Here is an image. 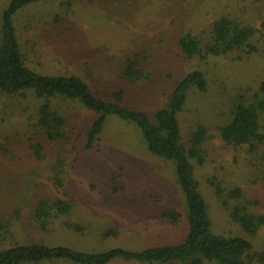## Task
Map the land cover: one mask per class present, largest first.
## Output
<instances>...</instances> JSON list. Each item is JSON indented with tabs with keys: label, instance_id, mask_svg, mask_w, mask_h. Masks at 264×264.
Masks as SVG:
<instances>
[{
	"label": "rangeland",
	"instance_id": "374dc122",
	"mask_svg": "<svg viewBox=\"0 0 264 264\" xmlns=\"http://www.w3.org/2000/svg\"><path fill=\"white\" fill-rule=\"evenodd\" d=\"M10 2L0 0V13ZM227 13L263 29L264 0H43L23 7L13 20L31 70L48 76L76 74L108 96L122 87L123 104L145 112L155 123L156 111L165 107L176 83L199 65L198 59L185 58L178 39L191 31L205 41L212 22ZM135 54L150 72L149 81L130 84L120 79L124 59ZM233 58L202 61L198 69L206 76L207 88L191 89L178 120L184 141L197 126L207 128L206 159L195 164V177L212 231L244 237L254 253L264 254V226L251 235L230 215L236 205L264 215V148L251 152L247 146L227 145L218 131L229 121L237 96L246 91L251 96L250 89L256 90L264 78V47L240 60ZM41 102L32 91L25 96L0 92V146L10 152L0 153V218L12 220L0 249L40 243L99 253L116 248L142 251L184 241L187 206L175 163L152 154L134 122L108 115L98 144L78 154L59 187L51 170L61 149L47 146L45 158L39 161L28 147ZM58 107L68 119L72 137L97 115L69 101ZM215 185L221 186L222 196ZM236 188L241 189V198L230 196ZM40 198L62 199L71 205V211L54 219L47 231L32 217ZM15 210L19 213L13 214ZM170 210L181 213L177 224L164 217ZM40 264L78 263L57 259ZM106 264L142 263L116 257Z\"/></svg>",
	"mask_w": 264,
	"mask_h": 264
},
{
	"label": "trees",
	"instance_id": "16d2710c",
	"mask_svg": "<svg viewBox=\"0 0 264 264\" xmlns=\"http://www.w3.org/2000/svg\"><path fill=\"white\" fill-rule=\"evenodd\" d=\"M39 1L43 0H11L0 13V92L25 96L32 91L36 98L42 100L36 109L34 135L29 137L28 147L33 157L43 160L47 146L56 145L61 149L51 172L55 185L62 187L63 177L77 161L78 154L94 148L100 141L108 115L134 122L142 130L149 151L175 163L177 181L186 200L188 233L182 243L154 246L142 251L116 248L92 253L64 246L14 243L0 249V264H40L57 259H68L78 264H106L116 257L142 264H250L255 260L264 261V254L254 253L252 244L246 238L226 237L212 231L207 204L195 177V164L202 165L206 159L203 144L207 140V128L197 126L189 140L184 141L178 120L191 89L205 91L207 88L206 76L198 69L202 61L226 55L240 60L257 53L264 47V20L260 30L255 24L227 13L212 22L205 41L200 34L191 31L183 33L178 39L181 52L186 59H198L199 65L176 83L165 107L156 111L153 123L145 112L123 104L126 91L122 87L114 89L108 96L100 90L96 91L76 74L48 76L27 67L13 18L23 7ZM139 57L140 54L126 56L120 72L122 81L134 84L152 78ZM250 92L251 96L249 91L237 96L230 109L229 121L222 124L218 131L227 145L247 146L251 152H257L264 148V78L257 89H250ZM60 99L80 104L97 114L77 136H71L68 119L58 107L62 102ZM0 153L4 156L10 154L5 146H0ZM215 190L218 196H222L220 185H215ZM241 195L239 188L230 194L232 198H241ZM70 211L71 205L67 201L40 198L32 208V217L37 226L47 231L54 219ZM15 213L19 211L15 210ZM230 215L244 232L251 235L264 226V215L247 213L241 205H236ZM164 217L177 224L181 213L170 210ZM11 224V219L0 218V239H6L10 234Z\"/></svg>",
	"mask_w": 264,
	"mask_h": 264
}]
</instances>
